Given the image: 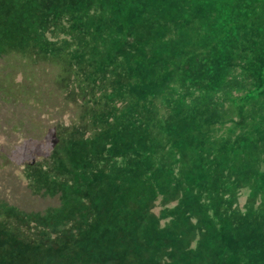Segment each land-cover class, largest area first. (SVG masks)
I'll use <instances>...</instances> for the list:
<instances>
[{
  "label": "rangeland",
  "instance_id": "1",
  "mask_svg": "<svg viewBox=\"0 0 264 264\" xmlns=\"http://www.w3.org/2000/svg\"><path fill=\"white\" fill-rule=\"evenodd\" d=\"M15 1L0 0V48L5 39L80 46L77 55L95 58L101 76L123 91L111 95L109 116L112 129L124 126L128 136L109 133L102 151L95 147L83 164L69 166L50 157L55 129L35 138L42 132L21 126L20 106L0 98V264H264V233L251 209L264 203V186L251 195L246 183L236 192L232 185L234 196L220 194L222 186L193 189L185 160L177 167L186 134L163 132L153 121L175 110L188 114L190 135L208 127L226 137L242 128L250 135L242 152L264 182V0ZM217 43L222 52L214 54ZM89 140L58 152L65 157ZM241 164L235 179L248 182ZM238 216L248 221L241 225ZM207 225L225 243L254 236L257 243L231 263Z\"/></svg>",
  "mask_w": 264,
  "mask_h": 264
},
{
  "label": "trees",
  "instance_id": "2",
  "mask_svg": "<svg viewBox=\"0 0 264 264\" xmlns=\"http://www.w3.org/2000/svg\"><path fill=\"white\" fill-rule=\"evenodd\" d=\"M8 1L16 2L15 0ZM2 42L0 48L1 101L9 107L20 106L23 117L17 118L21 122V126L24 123H33L35 125L30 124L31 128L37 132H42L35 138L43 139L46 137L49 128L55 129L57 143L50 153V157L63 158L69 166H77L80 163H76V160L79 159L83 164L85 154L93 148L96 147L99 151L104 149L108 142L109 133L112 137L116 134L121 140L124 136H128L124 126L116 124L117 129H112L115 122L109 116L112 113L109 102L111 95L123 93V91L112 80L101 76L100 64L95 58L85 59L77 55L78 52L84 53L80 46H76L77 51H73L48 40H42L41 46L38 39H31L28 43H17L11 39H5ZM221 44H216L215 51H212L214 54L222 52ZM162 50L163 48L157 49L159 56H161ZM156 82L154 80V83ZM97 93L100 94L97 95ZM99 110L102 112L100 118H103V121L98 118ZM87 114L90 115V120L83 121V117ZM129 114L128 112L125 117L129 118ZM171 115L175 116L170 118L164 115L160 123L156 117H153V121L160 125L159 128L163 132L170 130L179 137L186 134L184 139L187 141V145L185 144L186 146L182 150H178L177 167L185 160L189 171L187 175L194 181L193 189H201L207 192L208 187L219 188L222 186L219 190L220 194L234 196L238 187L245 183L249 185L251 195L263 188L264 182L261 180L263 170H260L261 167L255 160L242 152V148L249 142L250 137L248 133L242 132V128L231 131L228 129L229 133L226 132V137L218 136L214 129L208 127L204 128V132L201 134L190 135L189 133L193 132L192 129H183L188 114H181L174 110ZM68 121L71 122V127L68 126ZM207 121L206 119L205 122ZM219 122L220 120H217L216 124ZM43 129L45 130L43 131ZM78 133L80 138H71ZM102 134L104 135L101 136ZM145 138L150 139V136L146 134ZM81 139L91 140L88 144L82 143L78 148L71 149L72 152L69 150L65 157H61L58 148L67 147L66 143L80 142ZM185 148L190 152H187ZM235 154H238V158L234 157ZM205 161H215V166L208 169L203 166ZM241 163L245 165V172H242L248 173L251 177L248 182L235 179L236 175L242 174L237 167ZM158 165H162V163ZM231 166H234L235 169ZM216 172L220 173V178L213 176V173ZM199 182H204L203 186H198ZM241 182L243 183L241 184ZM232 185L237 187L235 192L231 191ZM175 188V184L168 185L162 189V192ZM141 195L142 193L135 194L134 199H138ZM190 196H192V192H190ZM193 198L195 203L200 201L197 192ZM251 209H253L254 220L264 233V203L258 207L253 206ZM238 221L244 225L248 220L238 216ZM207 231L214 241H223V233L218 231L215 226L207 225ZM256 240L257 237L254 236L250 237L249 242L235 240L231 243H225L227 241H223L220 247L225 252L232 254L231 263H235L236 257L249 250L252 244L257 243ZM175 242L179 246L182 244L180 235L175 237ZM211 245H215V243L213 242ZM220 247L218 246L216 249H220Z\"/></svg>",
  "mask_w": 264,
  "mask_h": 264
}]
</instances>
